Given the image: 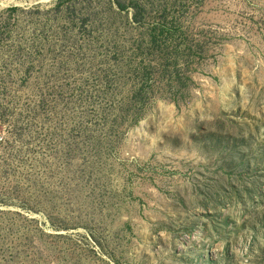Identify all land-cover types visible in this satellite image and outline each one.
Here are the masks:
<instances>
[{"label":"rangeland","instance_id":"obj_1","mask_svg":"<svg viewBox=\"0 0 264 264\" xmlns=\"http://www.w3.org/2000/svg\"><path fill=\"white\" fill-rule=\"evenodd\" d=\"M0 264H264V0H0Z\"/></svg>","mask_w":264,"mask_h":264},{"label":"trees","instance_id":"obj_2","mask_svg":"<svg viewBox=\"0 0 264 264\" xmlns=\"http://www.w3.org/2000/svg\"><path fill=\"white\" fill-rule=\"evenodd\" d=\"M120 6L123 7L124 5L122 3H120Z\"/></svg>","mask_w":264,"mask_h":264}]
</instances>
